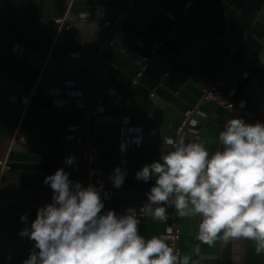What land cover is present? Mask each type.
Returning <instances> with one entry per match:
<instances>
[{
  "label": "water",
  "instance_id": "1",
  "mask_svg": "<svg viewBox=\"0 0 264 264\" xmlns=\"http://www.w3.org/2000/svg\"><path fill=\"white\" fill-rule=\"evenodd\" d=\"M125 2L0 0V156L13 130L26 134L7 152L10 168L0 170V179L9 181L0 183V264H23L38 251L19 233L52 203L44 180L57 169L82 185L85 171L94 170L100 181L88 186L106 190L109 209L124 214L148 199L156 176L144 182L136 173L173 150L166 137L186 143L159 119L170 108L189 113L193 129L207 120L219 132L232 118L264 123V0ZM63 13L71 22L67 30L54 20ZM112 26L113 43L102 50ZM102 60L111 65L105 76ZM208 80L229 94L237 112L216 105L200 113ZM63 82L84 88L82 109L74 98L68 108L53 105L51 88L65 95ZM72 126H80L79 141L65 134ZM89 142L97 150L84 166ZM116 168L126 172L119 188L110 178ZM198 264H264V250L257 251L253 238L220 234L212 245L199 241Z\"/></svg>",
  "mask_w": 264,
  "mask_h": 264
},
{
  "label": "clouds",
  "instance_id": "2",
  "mask_svg": "<svg viewBox=\"0 0 264 264\" xmlns=\"http://www.w3.org/2000/svg\"><path fill=\"white\" fill-rule=\"evenodd\" d=\"M223 149L209 158L199 142L165 138L173 150L136 173L144 182L156 176L140 213L167 219V206L180 216L198 215L201 242L212 245L218 235L253 238L264 250V123L227 121L219 133ZM74 157L66 158L71 164ZM126 172L116 168L110 177L122 186ZM62 168L45 178L53 190L52 203L38 209L30 228L19 233L34 242L23 264H188L173 254L166 237L146 240L139 234L137 211L124 215L109 210L100 191L70 181ZM27 221L26 216L21 217Z\"/></svg>",
  "mask_w": 264,
  "mask_h": 264
},
{
  "label": "crops",
  "instance_id": "3",
  "mask_svg": "<svg viewBox=\"0 0 264 264\" xmlns=\"http://www.w3.org/2000/svg\"><path fill=\"white\" fill-rule=\"evenodd\" d=\"M95 58L96 61L97 59L100 60L98 55H96ZM100 66H101L100 69H103L102 75L105 76L109 71L111 65L106 60H102ZM51 89L53 91L52 94H54L53 105L56 106L60 104L61 100L65 96L73 95L77 90L82 91L83 98L85 99L84 88L81 87L78 83L63 82L61 89H64L66 91L65 95H59V88L54 87ZM215 106L216 104L213 103L212 101L203 102L199 107L200 113L210 112L213 110ZM226 109H230L234 112H237L239 110L234 103L232 108H226ZM169 113H170L169 116L167 114H162V116L159 119L163 121V124L166 125L168 128L175 130L176 133H180V125L185 115L174 108H170ZM191 123H194V121L191 120ZM71 132L80 134V126H77L75 129L69 130L65 134L67 135ZM219 133H220L219 127L215 125L212 121L207 120L205 123L200 124L198 129L190 128V131L185 129V132L182 133L183 135L182 138L186 140V143L188 142L202 143L205 146L206 150L209 152V158H211V155L214 154L216 151H218ZM77 141H79V138H77ZM0 183L8 184L9 181L0 179ZM11 183L15 184V182H11ZM102 201L104 203V209L101 214H104L107 211L112 210L109 209L108 206L113 203L112 199L108 198V196L106 195V197L102 199ZM165 207L170 208L171 206L165 205ZM112 211H114L117 214V216L123 215L119 210H112ZM199 221H200V217L198 215L179 216L178 218L182 258L188 257V264H198V248L200 241L198 239ZM138 228H139V234L142 235L146 240H148L151 239L153 236L163 237L162 235L166 229V224L164 222L153 219L151 216H144L140 219Z\"/></svg>",
  "mask_w": 264,
  "mask_h": 264
},
{
  "label": "built area",
  "instance_id": "4",
  "mask_svg": "<svg viewBox=\"0 0 264 264\" xmlns=\"http://www.w3.org/2000/svg\"><path fill=\"white\" fill-rule=\"evenodd\" d=\"M132 2V0H126L125 5H130V3ZM85 19H89V13H85ZM55 22L58 24V29L61 30H67L69 29V27L71 26V22L69 21L67 14L63 13L57 17L54 18ZM118 20L116 19L114 23H116ZM103 24L104 25H108L109 24V20H103ZM113 39H114V28L113 26L108 30L105 40L103 41L102 45H101V49L102 50H106L108 49L112 43H113ZM78 54V52H74L71 55L76 56ZM74 98L75 99V109H82L85 105V99L83 98V93L81 90H77L73 95H67L65 96L59 105H57L58 107H69V102L70 100ZM28 100V96H24L23 100L21 103L26 104ZM206 101H212L213 103H215L216 105H222L226 108H232L233 107V102L230 100L229 98V94L228 93H223L215 84L214 80H208L207 81V85L205 88L202 89V93L200 95L199 98V103H203ZM56 106V105H54ZM239 109V107H237ZM199 112V111H198ZM190 120V114H186L181 122L180 125V133H179V137H183L182 133L185 132L186 130L190 131V128L187 127V123H189ZM77 126H72L71 129H75ZM74 132H71L69 134H67V137H71V138H79V137H75ZM25 133L21 132L17 129L13 130L12 133L10 134V136L6 139L5 143L3 144V148H4V153L0 156V170H8L9 167V160L7 159V152L10 148V146L12 145V143L18 141V142H24L25 139ZM176 142H178L179 140H174ZM97 148L95 146H93L91 144V142L88 143V150L87 152L84 154V166H88L91 161L95 158V153H96ZM73 170L77 171L78 170V164L77 162L73 163ZM94 170L88 169L85 171L84 176H83V186L87 187L88 186V181L91 179H94L96 183H98L100 181V179L97 177V175L95 174L94 177H92V172ZM99 189V188H97ZM100 191V196L101 199H104L107 195L106 191H103V189H99ZM148 202V199H141L138 202L137 207L135 208V210L137 211L138 214V219L140 220L142 217H144L145 215L140 213V209ZM167 219H163V220H158L161 222H164L166 224V229L163 233V237H166V243L173 248V254L181 257L182 258V250H181V246H180V229H179V225H178V218H179V214L176 212L174 207H170L167 208ZM124 215V213H121Z\"/></svg>",
  "mask_w": 264,
  "mask_h": 264
}]
</instances>
